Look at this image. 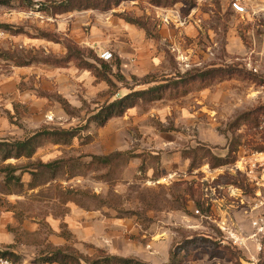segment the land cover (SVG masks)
Returning <instances> with one entry per match:
<instances>
[{"label": "rangeland", "instance_id": "1", "mask_svg": "<svg viewBox=\"0 0 264 264\" xmlns=\"http://www.w3.org/2000/svg\"><path fill=\"white\" fill-rule=\"evenodd\" d=\"M47 1L32 0V8L0 7V24L26 32L14 36L0 29V48L16 56L60 58L75 42L86 62L93 59L90 47L100 57L111 54L112 71L100 62L96 73L80 68L79 61L62 69L0 63L2 139H23L44 128L78 130L70 146L36 153L34 161H66L45 187L7 196L0 176V251H13L20 262L33 264L59 249L83 264L105 256L143 264H170L173 257L181 264H249L254 259L261 264L264 193L255 191L251 180L257 174L250 170L264 162V79L249 76L253 73L245 62L256 35L253 27L227 0H186L174 10L177 14L156 13L138 0L108 14L56 17L39 11ZM115 12L148 15L160 37L145 40L140 31L128 32ZM38 31L60 43L32 39ZM131 42L136 50L122 47ZM147 47L150 61L135 63L138 50ZM123 54L128 58L121 64L125 79L120 82L112 63ZM147 74L159 82L143 85ZM161 85L168 86L165 99L140 102L104 126L92 120L115 100ZM197 147L220 158L236 149L235 161L214 169L207 160L199 164L188 154ZM116 153L124 155L110 171L88 168L92 157ZM30 180L28 174L23 177L26 184ZM59 191H71L78 203L62 205ZM237 202L250 208L237 210Z\"/></svg>", "mask_w": 264, "mask_h": 264}, {"label": "trees", "instance_id": "2", "mask_svg": "<svg viewBox=\"0 0 264 264\" xmlns=\"http://www.w3.org/2000/svg\"><path fill=\"white\" fill-rule=\"evenodd\" d=\"M138 0H49L44 5H40L39 11L50 16H62L65 14H73L76 12H88L95 11L99 13H109L118 9L122 4L137 2ZM152 7L161 9H179V4L187 3L186 0H145ZM15 3H18L19 7L32 8V0H0V7H12ZM180 6V5H179ZM115 16L124 20L125 22L134 25L138 29H142L146 36L149 38L158 39L160 36L155 32V23H151V20L146 15L133 16L128 13H115ZM0 29L5 33L12 34L14 36L24 34L21 28H15L12 25L0 24ZM32 39L44 40L47 42L60 43L56 38H52L46 31H38ZM56 40V41H54ZM66 54L63 57L55 58L48 56L45 58H38L33 56H16L13 51L3 50L0 48V63H12L14 67L23 68L33 65L51 66L54 68H65L75 61L81 62L80 68L90 70L92 73H96L98 69L95 66L96 62H100L102 67L106 71H112L111 64H107L108 61L102 59L94 49L90 48V56L93 55V59L90 58V62L85 59L84 51L79 48V45L75 42L69 43L66 48ZM85 61V62H84ZM118 75H116L118 81L123 82L124 76L121 74V63L117 57H114V63ZM77 66V65H76ZM77 66V67H78ZM254 79H260L256 75L249 74ZM106 78V77H105ZM104 78V79H105ZM146 81L143 85H150L158 83L151 75H146ZM108 83L113 85V82L108 79ZM168 86L161 85L153 88H149L143 91H133L118 100L110 103L106 107H102L96 114L92 116V120L96 121L99 126H104L111 119L116 117H122L128 110L138 106L140 102L153 103L155 101H161L165 99L167 95ZM41 97L47 99L52 98V95L46 92H40ZM62 99V98H61ZM64 107L67 111L68 104L65 100H62ZM264 112V110H263ZM248 118H246V121ZM253 124H257V120ZM78 130L70 129H54L44 128L36 131L23 139L1 140L0 141V176L3 178L2 189L5 195H23L30 191H35L38 188L45 187L48 183L58 178V171L64 167L65 160H54L50 163H43L41 161H34V157L38 150L47 146L66 147L70 146L74 138L77 136ZM236 150V149H235ZM235 150H230L229 154L225 158H220L211 153L210 150L204 147H197L188 152L190 155H194V159H197V163H202L203 160H207L211 168L222 167L227 164H232L235 161L233 153ZM202 153V154H200ZM124 154L116 153L108 156H94L93 160L88 164V168L91 165L99 167H106L110 171L113 169L123 157ZM134 157V156H133ZM14 160L17 163H8ZM22 160H27L30 163L22 164ZM70 160H68L69 162ZM20 163V164H19ZM109 173V172H108ZM28 174L31 176L29 183L23 181V177ZM51 174L49 178H45ZM71 191H59V200L62 205H67L69 202L78 203L75 196L71 195ZM31 235L30 233H26ZM0 257L7 259L13 263H21L20 257L13 251H0ZM261 264H264V253L261 256ZM41 263L46 264H83L79 259H76L75 255L67 253L65 250L59 249L53 254L43 258ZM84 264H143L133 259L119 258L115 256L100 257L93 262L84 261ZM170 264H181V259L173 257Z\"/></svg>", "mask_w": 264, "mask_h": 264}, {"label": "built area", "instance_id": "3", "mask_svg": "<svg viewBox=\"0 0 264 264\" xmlns=\"http://www.w3.org/2000/svg\"><path fill=\"white\" fill-rule=\"evenodd\" d=\"M230 9L248 26H252L256 35L251 39L250 50L247 53L246 65L248 69L260 79H264V0H227ZM176 13V11H174ZM177 14V13H176ZM185 22L187 20L183 19ZM169 25L168 20L165 22ZM183 23V22H182ZM181 23V24H182ZM256 28V29H255ZM102 59L108 61L111 54L104 52ZM264 161V160H263ZM239 170V169H238ZM250 174H257L254 184L255 191L264 193V162L254 164ZM260 197V196H258ZM264 207V202L260 203ZM254 209V207H252ZM0 264H33L32 262L13 263L0 257ZM35 264V263H34ZM46 264V263H39Z\"/></svg>", "mask_w": 264, "mask_h": 264}, {"label": "crops", "instance_id": "4", "mask_svg": "<svg viewBox=\"0 0 264 264\" xmlns=\"http://www.w3.org/2000/svg\"><path fill=\"white\" fill-rule=\"evenodd\" d=\"M169 10H177V9H169ZM157 11H161V12H164V11H167V10H162L161 8H155V12L156 13H158ZM88 12H90V13H98V14H103V13H99V12H95V11H88ZM88 12H76V13H88ZM76 13H74V14H76ZM116 13V12H115ZM105 14H108V13H105ZM142 15H146V14H142ZM157 15V14H156ZM140 16V15H139ZM147 17H149L148 15H146ZM123 24H124V27L126 28V30L128 31V32H131V33H135L136 31H140L141 32V38L142 39H145L146 40V38H149V37H147L146 36V33L142 30V29H138L137 27H135L134 25H131V24H129V23H127V22H125L124 20H122V19H120V18H118ZM158 33V32H157ZM159 34V33H158ZM160 36V35H159ZM132 37V36H131ZM149 39H154V38H149ZM95 44H97V45H99L98 43H95ZM122 47H125V48H128V49H135L136 50V46H135V43H133V42H131V43H128L127 45H122ZM91 49H94L95 50V48H93V47H90ZM151 52H152V50H151V47H147V48H141V49H139L138 50V52L136 53V55H135V57H137L136 59H135V63H139V64H147V62H149L150 60L149 59H151L152 57V55H151ZM124 56H121L120 55V57L118 56H115V57H117L119 60H120V63L122 64V65H124V59H127L128 57L127 56H125V54H123ZM151 57V58H150ZM36 66H39V67H45V66H43V65H33V66H30V67H23V68H19V69H29V68H31V67H36ZM147 75H149V74H147ZM146 76V75H145ZM1 140H4V139H2V137H0V141ZM27 175V174H26ZM236 191H241V190H239V189H236ZM5 195V194H4ZM236 195H240V194H238L237 192L235 193V196ZM7 196H10V195H7ZM17 196H21V195H17ZM236 197H238V196H236ZM240 207V206H239ZM239 207H238V202H237V210H239ZM235 208V209H236ZM240 208H242V207H240ZM246 208H250V207H245V209ZM245 209H241V210H245ZM6 239H7V241H10V243H11V241H13V238H12V236L10 235V234H8V233H6ZM249 264H258V262H256V260L254 259V262H251V263H249Z\"/></svg>", "mask_w": 264, "mask_h": 264}]
</instances>
